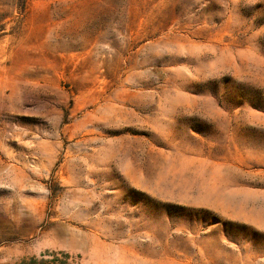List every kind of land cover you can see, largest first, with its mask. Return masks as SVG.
<instances>
[{"label": "rangeland", "instance_id": "374dc122", "mask_svg": "<svg viewBox=\"0 0 264 264\" xmlns=\"http://www.w3.org/2000/svg\"><path fill=\"white\" fill-rule=\"evenodd\" d=\"M0 264H264V0H0Z\"/></svg>", "mask_w": 264, "mask_h": 264}]
</instances>
